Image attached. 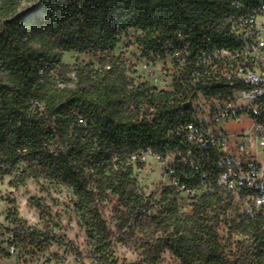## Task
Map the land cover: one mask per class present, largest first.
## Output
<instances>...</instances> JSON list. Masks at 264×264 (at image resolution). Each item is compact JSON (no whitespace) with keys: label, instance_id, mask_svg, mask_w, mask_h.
<instances>
[{"label":"trees","instance_id":"1","mask_svg":"<svg viewBox=\"0 0 264 264\" xmlns=\"http://www.w3.org/2000/svg\"><path fill=\"white\" fill-rule=\"evenodd\" d=\"M18 4L0 0V175L27 161L26 176L68 185L80 206H94L110 194L138 213L142 203L127 158L140 149L161 153L175 146L167 131L183 97L176 90L150 93L158 100L157 113L152 123L139 121L145 91L129 76L131 65L115 55L118 43L125 37L139 59L152 63L184 46L231 47L236 44L231 23L252 18L264 0H39L42 17L27 38ZM129 30L139 32L133 42ZM63 52L94 55L96 65L75 67L74 88L57 85L69 80L61 71ZM162 201L156 221L163 223L164 237L149 235L148 251L138 264H155L163 250L180 264H230L217 233L219 188L202 194L190 214L179 213L174 198ZM262 218L254 216L245 230L264 257ZM92 230L98 240L108 239L97 213Z\"/></svg>","mask_w":264,"mask_h":264},{"label":"rangeland","instance_id":"2","mask_svg":"<svg viewBox=\"0 0 264 264\" xmlns=\"http://www.w3.org/2000/svg\"><path fill=\"white\" fill-rule=\"evenodd\" d=\"M18 14L25 22L27 38L34 31L36 19L42 17L39 0H19ZM138 34L129 30L127 38L133 42ZM125 39L121 38L115 55L138 61L135 44L126 46ZM61 63L64 79L69 80L57 85L69 88L76 86L73 71L77 65H96L92 52H63ZM156 66L160 68L162 62H157ZM137 67L138 72L145 74L139 65ZM83 117L90 120L88 113ZM226 127L232 130L239 125ZM258 153L264 162V149L259 148ZM172 156L170 153L168 160H162L154 154L146 155V162L136 165V169L132 166V187L142 203L138 213L110 194L94 206H80L72 188L43 176H26L23 170L27 161H21L9 174L0 175V264L140 263L148 251L149 235L164 237L165 227L156 221L164 205L162 200L174 198L178 212L182 213L180 205L184 193L172 189L168 194L167 177L161 171L163 162ZM234 193L231 187L223 184L219 187L221 205L216 209L220 219L217 233L223 255L230 264H264L258 242L245 230L254 217L251 202L237 198ZM96 213L108 231L106 241L98 240L92 230ZM152 217L157 218L152 221ZM155 264H180V261L163 250Z\"/></svg>","mask_w":264,"mask_h":264},{"label":"built area","instance_id":"3","mask_svg":"<svg viewBox=\"0 0 264 264\" xmlns=\"http://www.w3.org/2000/svg\"><path fill=\"white\" fill-rule=\"evenodd\" d=\"M230 29L234 46L176 48L160 68L145 59H122L133 64L129 76L145 91L138 105L139 121L152 123L157 113L158 100L150 93L176 90L183 97L167 131L177 140L175 146L161 153L140 149L131 152L127 162L136 169L146 162V155L168 160L173 153L161 171L170 188L184 193L182 213L190 214L202 194L212 195L223 184L237 198L251 202L254 216H262L264 226V162L258 153L264 149V4L252 18L231 23ZM137 65L145 74L137 71ZM187 101L190 104L184 108ZM30 102L43 107L37 100ZM79 122L85 123L82 118ZM228 124L239 128L229 130Z\"/></svg>","mask_w":264,"mask_h":264},{"label":"water","instance_id":"4","mask_svg":"<svg viewBox=\"0 0 264 264\" xmlns=\"http://www.w3.org/2000/svg\"><path fill=\"white\" fill-rule=\"evenodd\" d=\"M189 104H190V101H187V102H185V103L183 104V107H184V108H187V107L189 106Z\"/></svg>","mask_w":264,"mask_h":264}]
</instances>
